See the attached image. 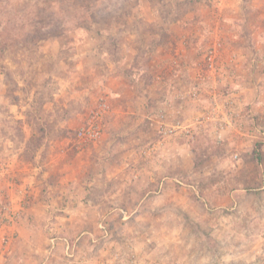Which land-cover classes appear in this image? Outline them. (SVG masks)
<instances>
[{
	"label": "rangeland",
	"instance_id": "rangeland-1",
	"mask_svg": "<svg viewBox=\"0 0 264 264\" xmlns=\"http://www.w3.org/2000/svg\"><path fill=\"white\" fill-rule=\"evenodd\" d=\"M0 264H264V0H0Z\"/></svg>",
	"mask_w": 264,
	"mask_h": 264
}]
</instances>
